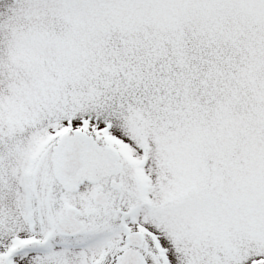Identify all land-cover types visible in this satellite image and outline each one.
<instances>
[{
	"label": "snow or ice",
	"instance_id": "6c2138e0",
	"mask_svg": "<svg viewBox=\"0 0 264 264\" xmlns=\"http://www.w3.org/2000/svg\"><path fill=\"white\" fill-rule=\"evenodd\" d=\"M0 264H264V0H0Z\"/></svg>",
	"mask_w": 264,
	"mask_h": 264
}]
</instances>
